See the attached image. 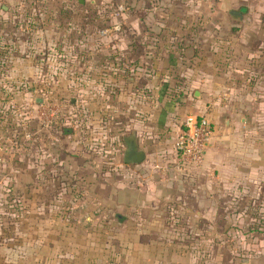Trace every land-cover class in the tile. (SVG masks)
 <instances>
[{"label": "rangeland", "instance_id": "1", "mask_svg": "<svg viewBox=\"0 0 264 264\" xmlns=\"http://www.w3.org/2000/svg\"><path fill=\"white\" fill-rule=\"evenodd\" d=\"M148 2L159 5L156 0H138L136 6L133 0H0V264H128L134 249L140 264H238L254 253L264 233V188L238 184L231 208H223L222 201L216 208H194L199 198L188 183L185 197L173 189L156 208L141 212L124 202L132 197L130 190L144 192L141 179L152 173L148 169L164 167L173 182L179 176L173 161L162 167L123 162V135L136 131L133 120H144L143 105L157 100L138 75L135 89L128 88L129 59L138 67L139 59L151 54L197 59V66L188 68L201 76L214 71L215 98L230 101L245 118L244 126L235 127L237 143L264 150V81L257 80L264 73L262 21L257 27L250 9L239 19L214 16L200 0L193 15L185 10L177 17L189 30H183V39L169 31L162 41L154 32L150 52ZM119 6L123 11L114 15ZM214 26L221 31L212 32ZM105 28L113 30L104 34ZM110 62L114 70L107 77L119 68L125 74L117 104L112 96L99 95L94 81L101 64ZM179 68L172 67L176 77L167 88L185 95L200 91L201 81L188 85ZM176 95L171 97L177 102ZM99 103L101 118L72 122L71 114L90 118ZM70 129L89 143H72L66 137ZM114 145L120 148L115 159ZM84 148L88 152L80 154ZM173 182L168 184L174 188ZM144 244L155 257H144Z\"/></svg>", "mask_w": 264, "mask_h": 264}, {"label": "crops", "instance_id": "2", "mask_svg": "<svg viewBox=\"0 0 264 264\" xmlns=\"http://www.w3.org/2000/svg\"><path fill=\"white\" fill-rule=\"evenodd\" d=\"M78 1L80 2V0ZM133 1V6H136V1L138 0ZM156 1L159 5H152L148 2V7L144 15L147 17L144 20L146 24L145 38H147V41L145 42L147 44V49L150 52H153L152 48H154L153 45L156 43V39L154 38L155 33L156 35L159 34L160 40L162 41L166 39V35L169 31H176V35L179 36L180 39H183L182 37H184L185 34L183 30L187 31V28L184 29L181 23L182 21L177 17L180 16L181 18L185 10L193 15L194 12L200 8V0ZM201 1L206 2L207 10L214 16L223 15L227 16L230 20L233 18L239 19L246 10L250 9L251 15H253L257 21V27L260 24V20L262 21L261 26L264 24V0ZM158 6L159 8H157ZM154 16H156V19ZM213 28L214 29H211V31L214 33L221 31L215 29V26ZM259 31L264 32V25ZM187 32H189V30ZM191 35V39L193 40V33H191ZM189 36L190 34H188V37ZM212 37L216 38V36ZM213 41H215V39ZM190 42L192 43L191 40ZM185 46L190 47L188 45ZM180 60H182L185 65H181ZM196 60L197 59H152L151 54V56H148V59H139V67L136 65V61L130 63L131 59L127 60V63H125L131 73L124 79V81L128 83V88L135 89V80L137 79H135V76L138 75L142 78L141 84L148 87L149 91L155 94L157 98V100H151V102H147L143 105L144 112L146 113L143 121H139L137 118L136 121L133 120V124L136 128L135 133L138 144L140 148L145 151V162H150L153 165L155 164L162 167L165 162L173 161L174 163L172 164L176 163V167L177 165L179 167V171L177 170V173L179 172L177 182H173V179L168 177L164 167L159 170L156 169L155 173H153L155 169H148V173H152L148 174V176L145 175L146 178L144 180L141 179L143 182L140 187L145 188L144 192L141 193L137 188L130 190L129 193L132 192V197H129L130 199L128 201H124L128 207L141 209V212L147 207H150L151 209L159 207V201L163 199L162 195H171V191L176 189L178 192L177 195L180 198L185 197L184 193L187 192L185 186L190 184L192 185L190 190L194 187L193 190L195 191V194L192 195H194L195 198H199L195 201L196 203L193 205L194 208L200 209V207L205 205L210 208H216L219 207L221 201L223 202V208H231L232 206L229 204L233 200V195L238 191V189H236L238 184H240L241 187L254 186L255 189L264 188V150L262 146H259L258 148L248 147L246 149L245 146L237 143V130L235 127L244 126L246 124L245 118L242 117L238 109H234L233 105H229L230 101L215 98L218 96L216 89L219 86L217 80L219 77L214 71H211V74H207L206 76H201L197 72L199 70L195 69L198 64ZM113 65L114 63L112 62L106 63L105 66L101 64L100 69L103 70L100 73V76H97L94 81L99 82V84H96L99 88V91L97 89L99 95L107 94L112 96L115 100L114 104H117L121 98V94L124 93V85L121 86L120 83L123 81V75L125 74L122 72L123 68H119L117 71L119 73L114 74L112 78L110 76L107 77L106 73L108 70H114ZM174 65H176V67H183L181 69L179 68L180 70L177 74H180V77L183 76L186 80L188 79V85H199L201 81L200 85L202 87H197L200 91L195 90L192 94L188 92V94L185 95L181 91H178V89H175L176 92L173 93L167 88L168 84L171 85L174 77H176L175 73L171 72ZM188 65L195 67L190 69L188 68ZM258 79L264 81V73L259 74L257 80ZM186 80L184 79V83ZM106 82L111 84L106 86ZM112 84H114L116 88L112 87ZM260 88L264 89L263 86ZM176 93V98L179 99L177 102L171 97L172 94L174 95ZM223 94L226 96L230 95V93L227 92V88ZM180 95L183 97H180ZM207 95L212 96V98L207 97ZM205 99H207V106H204ZM37 102L39 104L41 103L40 98L37 99ZM72 102L74 103V101ZM72 102L71 104L73 105ZM102 106L103 105L99 103L98 108L95 109L96 112L94 111L90 118L87 114L79 115V117H76L75 114H71L72 122L77 119H79L81 123H86L87 120L92 122L91 119H94L95 117L96 120H98L102 117V113L104 112H102ZM85 108L88 109V106ZM262 110L264 115V107H262ZM188 114L205 115L214 127L213 138L204 152L202 164L198 167L181 165L174 149L176 136L182 127V122L185 116ZM132 119H134V116H132ZM248 123L249 121L247 122V125ZM82 125L83 127L85 126L84 124ZM38 129L39 128L37 127V130ZM71 130L72 129L69 131L70 133H72ZM82 130V132L88 131L84 128ZM114 130L118 131L119 129L115 128L113 131ZM75 132L72 134L68 133L69 135L66 136L71 142H78L79 145L89 143L88 138L85 137V135L82 138L78 137L79 139L77 140L76 136H73ZM124 136L125 135H123V137ZM114 146L115 147L113 148L115 149H113V153L115 154L113 158L115 159L119 156L120 148L117 145ZM122 147H124L123 138ZM84 152L87 153L88 150L85 151L84 148L80 154H83ZM109 152L111 153L110 149ZM168 167H173V165ZM173 169H175V166ZM181 179L187 182H184ZM168 181L175 183L176 186L174 188L170 187ZM196 191L200 192L202 195L196 194ZM262 191H264V189H262ZM145 192H147V194H145ZM149 217L152 218L151 212H149ZM231 222L232 217L229 215L227 223L229 224ZM160 235H163V233ZM161 237L164 238L163 236ZM149 240H151V238ZM257 241L259 242L258 245L255 244L256 249L254 253L249 252V254H246V256L239 260L238 264H264V233L258 237ZM159 249L158 252L160 255L162 249L161 247H159ZM138 253H136L135 249L133 250V253H129L130 257L128 264H140V262H136L138 260ZM146 254L149 258L155 257V251L152 250V247L148 248L146 244H144V257ZM144 259L146 258H143V260Z\"/></svg>", "mask_w": 264, "mask_h": 264}, {"label": "built area", "instance_id": "3", "mask_svg": "<svg viewBox=\"0 0 264 264\" xmlns=\"http://www.w3.org/2000/svg\"><path fill=\"white\" fill-rule=\"evenodd\" d=\"M123 11L119 6L114 15ZM119 25L113 27L119 30ZM113 29L105 28L102 33L110 32ZM214 135V127L206 116L188 114L185 116L175 142L174 149L181 165L198 167L202 164L203 155Z\"/></svg>", "mask_w": 264, "mask_h": 264}, {"label": "water", "instance_id": "4", "mask_svg": "<svg viewBox=\"0 0 264 264\" xmlns=\"http://www.w3.org/2000/svg\"><path fill=\"white\" fill-rule=\"evenodd\" d=\"M124 152L123 162L125 164H138L145 159V151L140 148L135 131L123 137Z\"/></svg>", "mask_w": 264, "mask_h": 264}]
</instances>
